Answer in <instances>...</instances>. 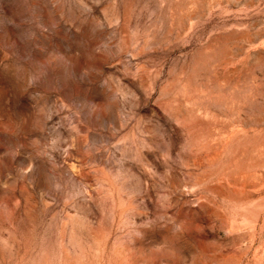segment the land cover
<instances>
[{"label":"rangeland","instance_id":"obj_1","mask_svg":"<svg viewBox=\"0 0 264 264\" xmlns=\"http://www.w3.org/2000/svg\"><path fill=\"white\" fill-rule=\"evenodd\" d=\"M0 264H264V0H0Z\"/></svg>","mask_w":264,"mask_h":264}]
</instances>
